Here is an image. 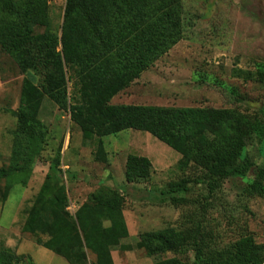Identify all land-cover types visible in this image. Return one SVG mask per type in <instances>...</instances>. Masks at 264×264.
Segmentation results:
<instances>
[{
	"label": "rangeland",
	"instance_id": "obj_1",
	"mask_svg": "<svg viewBox=\"0 0 264 264\" xmlns=\"http://www.w3.org/2000/svg\"><path fill=\"white\" fill-rule=\"evenodd\" d=\"M47 4L51 26L60 35L64 0H47ZM181 24V39L112 102L233 109L264 117V82L258 75L264 72V0H181ZM40 81L33 71L21 73L0 48V168L25 161L30 167L0 180V250L17 257L9 264H68L42 247L47 234L23 230L46 176L48 189L39 206L46 224L51 216L48 202L58 194L57 187H62L64 211L73 220L91 193L101 188L118 192L127 236L108 246L112 263L152 264L174 256L191 259L189 245L158 255H149L139 246L143 233L165 229L179 234L184 227L198 225L215 247L245 234L264 242V196L248 197L243 192L252 171L226 178L212 192L200 181L192 182L186 191L169 194L166 184L182 176L175 161L179 155L146 134L152 139L147 159L153 166L148 177L129 185L124 178L126 156L142 152L145 141L140 139L139 147L129 146L128 138L130 133L145 132L125 130L103 137L107 161L98 162L94 160L96 139L82 137L68 112L41 92ZM70 87L68 82V91ZM34 120L45 133L37 152L31 139ZM245 150L256 165L264 162V140L249 139ZM171 196L184 201L172 204ZM56 225L52 229L63 240L67 235ZM101 225L106 227L109 221ZM84 251L87 263L94 264L95 255Z\"/></svg>",
	"mask_w": 264,
	"mask_h": 264
},
{
	"label": "trees",
	"instance_id": "obj_2",
	"mask_svg": "<svg viewBox=\"0 0 264 264\" xmlns=\"http://www.w3.org/2000/svg\"><path fill=\"white\" fill-rule=\"evenodd\" d=\"M181 37V0H64L60 35L51 26L47 0H0V48L21 73L33 71L41 76L38 88L68 112L84 139H96L94 160L107 161L103 137L125 130L146 132L179 155L182 176L166 184L167 193L186 191L192 182L200 181L212 192L226 178L252 171L243 192L248 197H263L264 162L256 165L245 148L249 139L264 140V117L233 109L111 104L112 97ZM258 75L264 82V72ZM32 128L37 152L45 133L38 120ZM27 147L30 150L29 144ZM150 168L146 157L128 154L125 181L148 177ZM29 169L27 161L12 163L0 168V180ZM48 177L38 190L23 230L47 234L49 239L42 247L68 264H88L84 250L95 255L94 264H113L108 246L127 236L121 196L98 189L80 205L73 220L64 211L62 187H57L58 194L48 202L51 216L46 224L40 207ZM169 200L172 204L184 201L174 196ZM103 220L109 225L102 227ZM52 225L67 237L62 240ZM140 238L139 246L149 255L174 252L184 244L192 250L191 259L174 256L152 264H262L264 254V242L257 243L250 234L215 247L198 225L184 227L179 234L168 229L145 232ZM15 258L0 250V264Z\"/></svg>",
	"mask_w": 264,
	"mask_h": 264
},
{
	"label": "crops",
	"instance_id": "obj_3",
	"mask_svg": "<svg viewBox=\"0 0 264 264\" xmlns=\"http://www.w3.org/2000/svg\"><path fill=\"white\" fill-rule=\"evenodd\" d=\"M120 95H122V93H119V94H117V95H115L114 97H115V99H114V101L116 102L117 101V99H118V97L120 96ZM114 97H112V98H114ZM110 102H111V104H113V105H117V104H128V103H115V102H112V100H110ZM137 132H139V131H137ZM146 134H148V133H130V135H129V146H136V147H139V146H141V144H140V142H139V140L140 139H143L144 141H145V145L142 147V152H140L139 154L137 153V152H135V154H138V155H140V156H144V157H146V158H149V156H148V154H149V148H148V145H149V142L152 140V139H150V137H148ZM137 139V140H135V139ZM133 149H134V151H137L136 150V148H134L133 147ZM179 157H176L175 158V161L178 159ZM151 161V160H150ZM151 164H152V166H153V163H152V161L150 162ZM127 184H133V183H127ZM46 250V249H45ZM113 264H116V263H114V261H113Z\"/></svg>",
	"mask_w": 264,
	"mask_h": 264
}]
</instances>
